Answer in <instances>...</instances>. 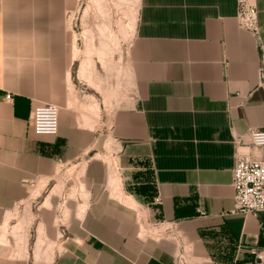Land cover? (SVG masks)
<instances>
[{"label": "crops", "instance_id": "crops-1", "mask_svg": "<svg viewBox=\"0 0 264 264\" xmlns=\"http://www.w3.org/2000/svg\"><path fill=\"white\" fill-rule=\"evenodd\" d=\"M76 2L0 0V264L34 259L20 214L33 196L52 207L35 183L46 190L82 165L92 201L70 211L52 264H171L180 248L194 264H264V213L232 214L234 138L264 131L258 43L239 28L236 0H138L129 50L137 101L115 122L121 177L111 179L133 207L111 203L98 122L74 102L67 17ZM257 6L264 45V0ZM40 104L60 110L55 137L34 131ZM143 216L169 236L143 234Z\"/></svg>", "mask_w": 264, "mask_h": 264}, {"label": "rangeland", "instance_id": "rangeland-1", "mask_svg": "<svg viewBox=\"0 0 264 264\" xmlns=\"http://www.w3.org/2000/svg\"><path fill=\"white\" fill-rule=\"evenodd\" d=\"M137 10L138 0H77L74 12L67 17L70 27L67 50H71L73 58L70 72L74 102L77 106L95 104L99 109V118L95 120L99 126V140L101 145H105V151L97 157V162L100 167L104 166L106 189L116 200L111 203H122L111 185L112 178L121 177L113 159L117 152L115 146L118 145L114 135L115 122L118 125L117 120L122 117L124 123L137 101V88L129 64ZM75 47L78 49L77 54ZM83 67L86 77L82 76ZM85 166L62 169L46 190L41 189L45 181L35 183L37 192L41 190L44 198L51 197L52 207L49 203L41 207L43 199L33 196L25 205L24 213L20 214L30 227L28 244L34 254L30 264H52L62 240L61 230L73 216V211L77 209L80 212V201L86 205L92 201L84 197L86 191L93 189L95 184L84 174ZM141 232L155 238L166 237L170 233L166 227L147 223L144 216ZM62 236L65 237V234Z\"/></svg>", "mask_w": 264, "mask_h": 264}, {"label": "built area", "instance_id": "built-area-1", "mask_svg": "<svg viewBox=\"0 0 264 264\" xmlns=\"http://www.w3.org/2000/svg\"><path fill=\"white\" fill-rule=\"evenodd\" d=\"M259 0H236L237 23L241 30L251 33L259 49V87L264 88V45L261 42L258 21ZM12 102V95L7 96ZM59 108L52 104H40L33 112V127L38 136L55 137L59 132ZM237 153L233 169V215L258 218L264 213V157L254 158L242 152V148L264 153V131L250 129L244 136L234 138ZM158 202V200H157ZM171 264H194L185 248H180Z\"/></svg>", "mask_w": 264, "mask_h": 264}, {"label": "bare ground", "instance_id": "bare-ground-1", "mask_svg": "<svg viewBox=\"0 0 264 264\" xmlns=\"http://www.w3.org/2000/svg\"><path fill=\"white\" fill-rule=\"evenodd\" d=\"M76 40V39H75ZM75 52L76 54L78 53V49L77 47H75ZM82 76L86 77V70L84 69V67L82 68ZM85 108L88 109V112L90 113L91 117L95 120H97L99 118V109L97 107V105L95 104H91V105H88L86 106ZM120 182V181H118ZM121 197V195H119ZM118 197V198H120ZM120 200L125 203V204H128L130 206H135V202L132 200V198L130 196H123L120 198Z\"/></svg>", "mask_w": 264, "mask_h": 264}]
</instances>
